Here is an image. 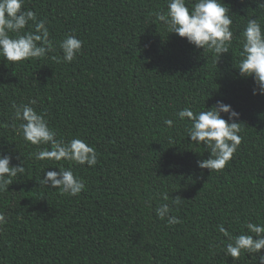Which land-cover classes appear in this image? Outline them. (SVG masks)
Instances as JSON below:
<instances>
[{
  "label": "trees",
  "instance_id": "obj_1",
  "mask_svg": "<svg viewBox=\"0 0 264 264\" xmlns=\"http://www.w3.org/2000/svg\"><path fill=\"white\" fill-rule=\"evenodd\" d=\"M225 4L233 43L216 65L212 53L157 21L166 0H25L24 9L46 20L54 49L24 62L0 57V152L25 166L0 191V264H255L226 257L217 226L238 234L245 221L264 223V95H253V79L233 67L247 19L264 14L251 0ZM72 32L83 42L74 60L50 59L62 57L59 43ZM29 100L57 139L95 147L97 165H71L85 183L79 195L38 183L46 168L70 165L36 160L37 146L15 131L11 104ZM218 100L240 113L242 140L225 168L210 172L197 166L209 153L176 113ZM160 203L180 223L159 219Z\"/></svg>",
  "mask_w": 264,
  "mask_h": 264
},
{
  "label": "clouds",
  "instance_id": "obj_2",
  "mask_svg": "<svg viewBox=\"0 0 264 264\" xmlns=\"http://www.w3.org/2000/svg\"><path fill=\"white\" fill-rule=\"evenodd\" d=\"M251 2L256 5L257 12L264 14V0ZM24 3L25 0H0V57L7 62L42 58L54 49L46 20L38 19L34 11L24 9ZM155 15L168 33L186 38L196 49L212 53L216 65L222 55L231 53L234 20L225 0H166V11H158ZM239 35L240 58L233 60V67L238 69L241 77L253 79V95H264V15L249 17ZM82 43L74 32L68 33L59 43L62 57L51 56L50 59L71 63L81 51ZM35 103V100H29L28 103L11 104L15 131L25 142L37 146V151L31 153L36 160H63L70 165L58 167L59 171L55 170L57 167L50 171L46 168L43 177L37 181L42 187L57 189L60 195L77 196L85 189V183L75 175L71 165L94 167L98 163V153L82 138L57 139L45 115L32 106ZM176 116L180 121H188L186 132L192 143H202L209 153L207 159L197 161V166L210 172L224 169L241 144L240 113L218 100L211 108L198 112L191 106L183 107ZM16 121H19L18 125ZM164 124L171 128L174 121L166 119ZM11 161L10 154L0 152V191L8 190L12 178L25 172L23 162L13 165ZM159 196L163 201L170 199L168 192ZM171 201L178 205L180 197H171ZM171 211L169 203H160L155 214L161 220L166 219L168 225L180 223L177 216L170 215ZM4 223L5 215L0 213V225ZM217 231L226 237L223 248L226 257L235 262L243 254L254 259L255 264H264V223L245 221L238 234H230L223 224L217 226Z\"/></svg>",
  "mask_w": 264,
  "mask_h": 264
}]
</instances>
